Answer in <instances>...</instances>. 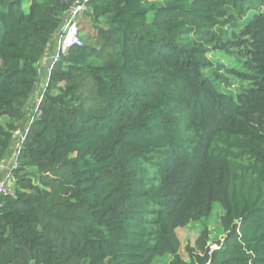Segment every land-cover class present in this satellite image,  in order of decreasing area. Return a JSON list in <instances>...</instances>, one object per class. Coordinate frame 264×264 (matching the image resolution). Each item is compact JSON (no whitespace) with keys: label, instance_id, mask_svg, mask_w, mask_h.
Segmentation results:
<instances>
[{"label":"trees","instance_id":"16d2710c","mask_svg":"<svg viewBox=\"0 0 264 264\" xmlns=\"http://www.w3.org/2000/svg\"><path fill=\"white\" fill-rule=\"evenodd\" d=\"M88 6L0 198V264H264V0ZM68 8L0 0V161ZM215 201L223 237L184 257L176 229Z\"/></svg>","mask_w":264,"mask_h":264},{"label":"built area","instance_id":"2783aa9c","mask_svg":"<svg viewBox=\"0 0 264 264\" xmlns=\"http://www.w3.org/2000/svg\"><path fill=\"white\" fill-rule=\"evenodd\" d=\"M67 1L69 2L68 12L66 13L64 21L55 36L57 39V47L51 58L52 64L60 56L67 54L71 47L80 45L82 43V40L80 38V21L83 18L84 14L89 11L88 0ZM40 95L38 96L35 103L39 101ZM34 110L35 109L33 108L31 110V114L26 117V119L12 131L14 140L12 151L10 152V154H5L0 161V198L3 195H15L13 183L15 180L14 171L18 166V153L25 138L28 126L33 121L34 116L32 112Z\"/></svg>","mask_w":264,"mask_h":264},{"label":"rangeland","instance_id":"374dc122","mask_svg":"<svg viewBox=\"0 0 264 264\" xmlns=\"http://www.w3.org/2000/svg\"><path fill=\"white\" fill-rule=\"evenodd\" d=\"M27 6L28 4H25V8H27ZM80 29L84 38L88 36H94L95 31H93V29L89 25L88 17L82 19V21L80 22ZM223 212L224 209L221 206V204L215 201L213 203L210 215L208 216V218H206L205 223H203L204 221H193L184 227H180L176 229V233L181 241L180 253L184 257H187L186 245H190V246L195 245V241L199 236L201 229L204 227V225L206 226L208 231L206 244L211 247L217 246L214 240L221 239L224 234V230L220 223V217ZM170 259H171V255L168 254L163 256H158L155 258L152 264H168Z\"/></svg>","mask_w":264,"mask_h":264},{"label":"crops","instance_id":"0c3cea01","mask_svg":"<svg viewBox=\"0 0 264 264\" xmlns=\"http://www.w3.org/2000/svg\"><path fill=\"white\" fill-rule=\"evenodd\" d=\"M56 47H57V39H56V37H54L53 40L51 41V43L49 44L48 48H47V52H46L45 56L42 58V60L39 63V69H40L41 77H40V81H39L38 85L35 87V90L31 95V100H30V104H29L30 109L29 110H31L32 106L35 104L38 96L40 95V93L43 89V86L46 83L47 76H48L50 67L52 65L51 58H52L53 53L56 50ZM13 144H14V140H12L11 147L9 148V150L7 151L6 154H10V152L12 151Z\"/></svg>","mask_w":264,"mask_h":264},{"label":"water","instance_id":"95a60500","mask_svg":"<svg viewBox=\"0 0 264 264\" xmlns=\"http://www.w3.org/2000/svg\"><path fill=\"white\" fill-rule=\"evenodd\" d=\"M65 16H66V13L63 14V17H65Z\"/></svg>","mask_w":264,"mask_h":264}]
</instances>
